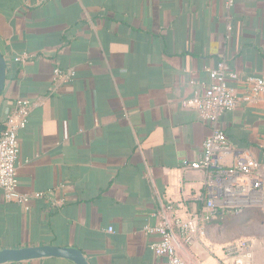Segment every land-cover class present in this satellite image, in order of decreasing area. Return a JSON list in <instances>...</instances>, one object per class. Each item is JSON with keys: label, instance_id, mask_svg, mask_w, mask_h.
Instances as JSON below:
<instances>
[{"label": "crops", "instance_id": "crops-1", "mask_svg": "<svg viewBox=\"0 0 264 264\" xmlns=\"http://www.w3.org/2000/svg\"><path fill=\"white\" fill-rule=\"evenodd\" d=\"M233 1L0 0V135L17 99L30 100L19 183L42 194L26 209L0 190V251L53 245L80 249L90 264H167L144 232L151 214L169 202L203 211L207 194L206 172L184 162L202 161L212 126L184 103L210 86L221 61L243 80L264 75V0ZM56 68L76 77L51 92ZM219 127L235 151L264 163L262 101L241 103ZM223 213L205 245L224 259L223 246L248 239L254 264H264V237L239 238L243 220L229 227ZM182 244L186 259L216 263L206 247Z\"/></svg>", "mask_w": 264, "mask_h": 264}, {"label": "built area", "instance_id": "built-area-1", "mask_svg": "<svg viewBox=\"0 0 264 264\" xmlns=\"http://www.w3.org/2000/svg\"><path fill=\"white\" fill-rule=\"evenodd\" d=\"M233 5V0H227L228 8ZM27 58L23 55L16 60L25 61ZM209 73L212 77L210 86L202 92L197 91L194 98L184 103L197 110L201 119L212 126V133L204 143L202 161L184 162V170L203 169L206 172L204 210L190 211L184 202L162 204L151 214L153 222L147 223L144 228V232L154 238L150 244L152 252L165 258L167 264H207L203 258L194 261L186 259L181 253L182 243L190 247L200 244L207 248L210 258H217V249L205 245L208 224L219 218L220 211L223 214H240L249 204L257 205L264 201V163L246 152L235 151L219 127L220 119L241 103H264V75L243 80L230 70L226 60L209 69ZM75 77L73 70L56 68L51 92L74 81ZM231 82L245 83V92L240 94ZM32 109L30 100L18 98L15 107L6 116L0 135V190L7 202L26 209L30 208L33 198L42 197V194L33 196L22 192L19 183L20 133L28 126ZM227 156L233 158L230 165L226 164ZM220 251L224 259L217 258L215 264H254V243L248 239L232 241Z\"/></svg>", "mask_w": 264, "mask_h": 264}, {"label": "water", "instance_id": "water-1", "mask_svg": "<svg viewBox=\"0 0 264 264\" xmlns=\"http://www.w3.org/2000/svg\"><path fill=\"white\" fill-rule=\"evenodd\" d=\"M8 63L0 51V99L7 83ZM45 258H58L74 264H90L85 254L77 248L53 245L31 246L18 249H3L0 251V264L24 263Z\"/></svg>", "mask_w": 264, "mask_h": 264}, {"label": "rangeland", "instance_id": "rangeland-1", "mask_svg": "<svg viewBox=\"0 0 264 264\" xmlns=\"http://www.w3.org/2000/svg\"><path fill=\"white\" fill-rule=\"evenodd\" d=\"M223 218L229 227H233L236 219L243 220V226L239 228V238L264 237V201L257 205L249 204L240 214L226 213Z\"/></svg>", "mask_w": 264, "mask_h": 264}, {"label": "trees", "instance_id": "trees-1", "mask_svg": "<svg viewBox=\"0 0 264 264\" xmlns=\"http://www.w3.org/2000/svg\"><path fill=\"white\" fill-rule=\"evenodd\" d=\"M4 129V126L2 127V130Z\"/></svg>", "mask_w": 264, "mask_h": 264}]
</instances>
